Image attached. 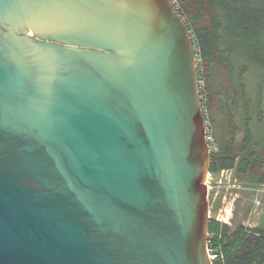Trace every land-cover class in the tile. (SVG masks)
Listing matches in <instances>:
<instances>
[{
	"label": "water",
	"instance_id": "obj_1",
	"mask_svg": "<svg viewBox=\"0 0 264 264\" xmlns=\"http://www.w3.org/2000/svg\"><path fill=\"white\" fill-rule=\"evenodd\" d=\"M206 131L171 0H0V264H214Z\"/></svg>",
	"mask_w": 264,
	"mask_h": 264
},
{
	"label": "trees",
	"instance_id": "obj_2",
	"mask_svg": "<svg viewBox=\"0 0 264 264\" xmlns=\"http://www.w3.org/2000/svg\"><path fill=\"white\" fill-rule=\"evenodd\" d=\"M179 2L205 80V120L219 147L211 150L210 171L236 168L248 185H263L264 0ZM209 232L222 254L215 264H264L263 227L233 226L211 217Z\"/></svg>",
	"mask_w": 264,
	"mask_h": 264
},
{
	"label": "rangeland",
	"instance_id": "obj_3",
	"mask_svg": "<svg viewBox=\"0 0 264 264\" xmlns=\"http://www.w3.org/2000/svg\"><path fill=\"white\" fill-rule=\"evenodd\" d=\"M217 116L223 119L222 112L218 111ZM218 149L217 146L215 151ZM208 186L211 217L220 220L229 215V224L233 226L244 223L264 228V184L248 185L239 177L236 168H226L210 172Z\"/></svg>",
	"mask_w": 264,
	"mask_h": 264
},
{
	"label": "built area",
	"instance_id": "obj_4",
	"mask_svg": "<svg viewBox=\"0 0 264 264\" xmlns=\"http://www.w3.org/2000/svg\"><path fill=\"white\" fill-rule=\"evenodd\" d=\"M171 2L173 3V5L176 8V10L179 12V9L181 7L179 0H171ZM198 62H199V59H198ZM199 85H200L201 89L205 85V80H204V78L202 76H199ZM204 112H205V109H204ZM206 127H207V131H206L207 141L211 145V149H215V148H217L216 139H215L214 131H213V128H212V125H211L209 119L206 120ZM229 219H230V216L228 215L227 218L220 219V221L223 220V222L230 223ZM212 237H213V234H211L209 232V235H208V252H209V255H210L211 259L214 262V260L219 258V256H222V254L218 251V248L213 245V243L211 241Z\"/></svg>",
	"mask_w": 264,
	"mask_h": 264
}]
</instances>
